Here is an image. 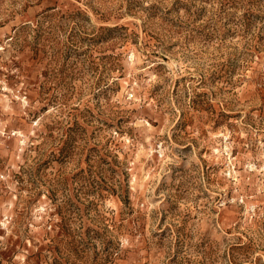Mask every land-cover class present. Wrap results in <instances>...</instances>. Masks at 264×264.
Listing matches in <instances>:
<instances>
[{"label":"rangeland","instance_id":"1","mask_svg":"<svg viewBox=\"0 0 264 264\" xmlns=\"http://www.w3.org/2000/svg\"><path fill=\"white\" fill-rule=\"evenodd\" d=\"M0 264H264V0H0Z\"/></svg>","mask_w":264,"mask_h":264}]
</instances>
